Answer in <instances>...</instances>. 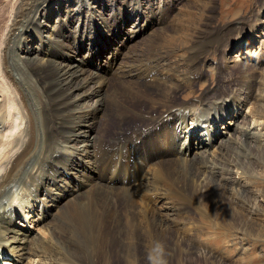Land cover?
Segmentation results:
<instances>
[{"label":"bare ground","instance_id":"1","mask_svg":"<svg viewBox=\"0 0 264 264\" xmlns=\"http://www.w3.org/2000/svg\"><path fill=\"white\" fill-rule=\"evenodd\" d=\"M3 1V264H226L228 256L217 260L209 246L194 249L185 237L200 228L190 218L181 223L165 193L173 187L174 198L214 230L230 221L246 230V171L257 159L264 166V145L254 147L241 128L251 98L245 103L236 90L209 102L207 91L190 102L179 97L195 91L204 56L231 30L199 36L191 56L173 61L160 45L161 36L179 31L163 23L173 0ZM257 23L235 45L260 40L264 23ZM179 33L189 40V31ZM263 50V41L245 49L249 63L241 66L252 73L264 64ZM226 59L227 72L235 62ZM233 187L239 200L232 203L226 189Z\"/></svg>","mask_w":264,"mask_h":264},{"label":"rangeland","instance_id":"2","mask_svg":"<svg viewBox=\"0 0 264 264\" xmlns=\"http://www.w3.org/2000/svg\"><path fill=\"white\" fill-rule=\"evenodd\" d=\"M3 3L5 2L0 0V5H3ZM263 5L264 0H173V3L164 9L166 12L167 9L170 10L171 8V12L169 14H167V12L164 14L165 21L162 22L165 25L178 29L179 31L177 33H168L161 36L162 38L160 39L161 51L169 54L173 61H178L185 56H191L192 50H194L196 40L199 36L202 35V38L204 36L210 37L213 34L216 36L218 34V29L219 31L222 29V31L231 30L229 31L230 36L224 44L220 46L215 45V48L209 55L210 57L208 55L204 56V58H207V65L202 68V72H200V75L198 76V86L196 85L195 91L190 92L187 90L180 92L179 97L182 102H190L195 98L202 97L207 91L209 94H207L205 98H207V102H209L210 100H215L218 96L233 94V91L236 90L235 97H242L246 103L245 99L247 95V97L251 98L249 99L250 103L245 108L249 118L246 123L242 124L241 128L244 134H246L245 130L250 133L247 139L251 138L250 141L254 147L264 145V64L262 65L263 61L260 64L255 63L256 68L250 64L254 70L252 73L250 68L247 69L241 65L249 63L247 56L243 54V51H245V49L256 50L259 48L261 41L264 42V36L262 37L260 34V40H255L252 43L244 45V47L235 44H237V38L240 34L246 33L247 30L252 31L254 26L259 25L257 21L264 23ZM7 13V10L2 11L0 9V17L2 19H4ZM0 24V27H2L1 19ZM236 27H239V29H236ZM208 29L211 31L207 32ZM180 31H185L186 33L189 31V40H186L182 34L179 33ZM261 33L264 35V28H262ZM245 35L246 34H244V36ZM262 54L264 55V50L262 51ZM239 55L240 57H238ZM235 57H238L239 61H235ZM226 58L235 62L232 65L233 67H230L227 72L223 67L225 65L223 62L227 61ZM262 58L264 57L262 56ZM186 64H188L189 70V67H191V61H189V63L180 64L181 70L186 69ZM234 67L235 69H233ZM244 68H246V70H244ZM249 70L250 72L247 73ZM243 72H246V74ZM205 75L206 78L203 77ZM248 75L249 78H245ZM249 79L251 81L250 84H248ZM225 82H230L231 85L227 87ZM223 84L224 88L222 89ZM233 84L237 86V89H232L234 87ZM218 85L220 86L219 90L216 89L215 93H213L214 95H212L211 91L218 88ZM246 87L248 89H246ZM227 88L230 89L229 92L226 90ZM217 90L221 91V93ZM216 94L217 96H215ZM209 95L210 99L208 97ZM237 95L239 97H237ZM119 133L121 132L114 130V135ZM251 133H254V135H251ZM128 135L129 137L131 136V138L133 136L130 134ZM236 148H240V146H237ZM241 148L239 149L240 151L244 150V148ZM247 150L248 148L246 146V151ZM133 157L134 159L132 163H135L136 154H133ZM254 162H256V165L254 164L255 167L253 171H246L245 181L243 183L244 187L242 189L244 190L243 194H245L246 197L249 196V198H246L244 201V204L248 205V207H245L244 212H242L246 218V230L244 232L236 227L232 221L229 223L233 226L228 228L219 227L218 230H214L209 226V223L206 220H203L198 215L195 208L188 204L189 202L185 201L183 197L178 196V198H174L173 195L176 192H172L173 187H170L168 193H165V197L170 202L176 201L175 204L177 205L178 214L183 215L185 219L181 220V223H185V221L190 218L194 224L196 223L200 228V233L192 232L186 234L185 237L190 243L192 242V246L195 250H201L203 247L207 248L209 246L208 249L214 250V256L216 259L218 258L217 260L222 259V256H228L227 260L225 259L226 264H237L239 261L244 264H264V166L258 162V159ZM225 176L227 178H235V175L230 176L226 173ZM226 192L229 198L232 199V203L235 202V200H239L237 199L238 193L235 188L226 189ZM247 199L250 200L248 204ZM202 206L204 207V205ZM214 206H216L215 202ZM238 206L239 205L236 207L238 208ZM249 208L258 209L259 212L252 214L250 211H247ZM229 223L227 224L230 225ZM204 228L212 230V234H207V232L204 231ZM193 233L196 235L193 236ZM200 236L201 238H199ZM207 236L211 237L207 239ZM188 241L186 242V245H189ZM242 253L243 256L241 255ZM238 255L241 256L239 257Z\"/></svg>","mask_w":264,"mask_h":264}]
</instances>
